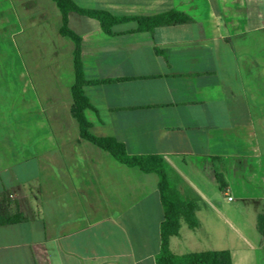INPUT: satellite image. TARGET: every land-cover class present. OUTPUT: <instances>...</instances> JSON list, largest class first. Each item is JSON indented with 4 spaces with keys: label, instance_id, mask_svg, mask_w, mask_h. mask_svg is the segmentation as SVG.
<instances>
[{
    "label": "crops",
    "instance_id": "obj_1",
    "mask_svg": "<svg viewBox=\"0 0 264 264\" xmlns=\"http://www.w3.org/2000/svg\"><path fill=\"white\" fill-rule=\"evenodd\" d=\"M31 1L0 0L2 36H15L17 15L30 20L24 12ZM72 1L115 17L176 11L193 20L153 31L128 21L108 35L99 21L69 15L81 38L85 78L109 81L84 89L93 106L85 110L92 133L115 138L131 155L164 157L181 189L191 187L181 174L187 160L210 161L227 170L229 179L219 173L227 202L263 203L264 0ZM72 14L78 16L73 28ZM39 24H27V33L38 32ZM44 56L31 64L41 80L34 98L21 91L24 146L0 142V264H156L164 221L158 176L120 164L81 138L65 95L74 81L65 86L51 77ZM10 79L3 89H14ZM2 108L4 102V114ZM206 198L214 217L244 216L237 206L223 212ZM196 216L202 226L199 206ZM256 217L264 238V215ZM185 226L195 230L182 222L171 239L177 255L189 253L181 243ZM229 251L233 264H259L264 241Z\"/></svg>",
    "mask_w": 264,
    "mask_h": 264
},
{
    "label": "rangeland",
    "instance_id": "obj_2",
    "mask_svg": "<svg viewBox=\"0 0 264 264\" xmlns=\"http://www.w3.org/2000/svg\"><path fill=\"white\" fill-rule=\"evenodd\" d=\"M40 2L41 4L37 6V0L35 2L31 1L28 11L24 12L29 15L30 20H24L21 18V14L16 16L14 19L16 33L13 38L9 32L4 33L6 36L0 34V102H4L5 106V109L2 108L4 114L0 113V142L3 140V144L8 147H22L24 146V140H26V135L23 137V132H26V122L22 119L21 91L23 88L30 90L31 96L34 98L35 91L33 89L38 88L41 81H38V75L36 77L32 73L35 68L31 69V64L37 60V56L40 55V60H43L41 52L45 51L44 67L49 73L52 72L51 77L58 78L59 76L65 86H69L74 81L71 57L74 44L70 40L62 38L59 34L61 26L60 11L53 0H40ZM76 17L78 16L71 15L70 26L72 28L75 26ZM42 20L45 24H41ZM27 24L32 29L39 24V31L34 32V34H28ZM2 28L0 26V30ZM55 59L58 60L53 63ZM56 65L60 67H56ZM58 69L61 75L55 74ZM43 76L45 81L49 79L47 72ZM10 78H13L12 84L14 83L12 92L9 86L8 90L3 89L7 84L11 83ZM62 90H65V87ZM65 95L66 100L71 102V91L68 90ZM89 145L93 146V144ZM186 163L189 165L188 169L184 173L181 172V174L183 176L186 174V179L190 180L191 187H185L184 189L177 187L179 192H182L181 195H185V197L183 196L185 199L191 200L199 206L203 225L195 230H188L187 226H185L184 238L181 240L182 248L188 249L186 252L189 253L220 251L229 250L233 247L241 249L245 243L251 244L264 241L263 236L255 229L257 224L258 226L261 224V218L257 220L256 215H264V202L255 204L238 199L234 203H229L219 181L217 180L219 185H216L212 180L220 171L223 172L225 178L226 176L228 178L227 170L222 171L218 166L214 167L210 161L205 163L189 159ZM175 173L178 179L179 174ZM207 196H211L216 204L222 206L221 211L226 212L231 206H237L244 216H238L234 219L214 217L212 208L205 207L208 204L210 206ZM197 219L199 221L198 217ZM236 224L239 225L242 232L236 231L234 227ZM262 257H264V252ZM258 259L259 264H264V258L259 256Z\"/></svg>",
    "mask_w": 264,
    "mask_h": 264
},
{
    "label": "trees",
    "instance_id": "obj_3",
    "mask_svg": "<svg viewBox=\"0 0 264 264\" xmlns=\"http://www.w3.org/2000/svg\"><path fill=\"white\" fill-rule=\"evenodd\" d=\"M53 2L61 14L59 34L74 44L71 115L78 124L81 138L106 151L120 164L137 168L145 174L158 176V189L164 208V221L161 224V248L156 256V264H233L229 250L190 252L183 255H177L172 251L171 239L179 236L183 221L191 229L199 227L196 216L198 206L181 195L177 187L176 173L164 157L160 155H131L127 152L125 145L115 138L98 137L92 133V125L85 115V110L93 106L84 89L86 86L100 85L109 81H89L85 78L81 58V38L69 27V15L71 13L99 21L101 28L108 35H113L114 26L128 21H137L139 31H153L160 26L184 24L193 20L186 14L176 11L154 17H115L106 11L82 9L72 0H53ZM216 177L221 189L225 192L226 184L223 176L217 174ZM10 222V220L6 221V223Z\"/></svg>",
    "mask_w": 264,
    "mask_h": 264
},
{
    "label": "built area",
    "instance_id": "obj_4",
    "mask_svg": "<svg viewBox=\"0 0 264 264\" xmlns=\"http://www.w3.org/2000/svg\"><path fill=\"white\" fill-rule=\"evenodd\" d=\"M228 200H233V197L232 196H228Z\"/></svg>",
    "mask_w": 264,
    "mask_h": 264
}]
</instances>
